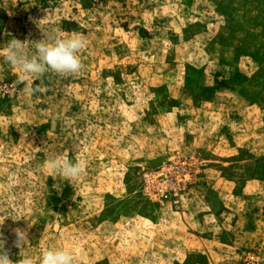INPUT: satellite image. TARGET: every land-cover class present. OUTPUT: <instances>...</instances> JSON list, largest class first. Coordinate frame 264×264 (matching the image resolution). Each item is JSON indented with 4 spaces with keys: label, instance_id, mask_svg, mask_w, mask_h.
Instances as JSON below:
<instances>
[{
    "label": "rangeland",
    "instance_id": "374dc122",
    "mask_svg": "<svg viewBox=\"0 0 264 264\" xmlns=\"http://www.w3.org/2000/svg\"><path fill=\"white\" fill-rule=\"evenodd\" d=\"M75 34L78 75L0 63L10 259L264 264V0H0V47Z\"/></svg>",
    "mask_w": 264,
    "mask_h": 264
},
{
    "label": "clouds",
    "instance_id": "9594fccd",
    "mask_svg": "<svg viewBox=\"0 0 264 264\" xmlns=\"http://www.w3.org/2000/svg\"><path fill=\"white\" fill-rule=\"evenodd\" d=\"M85 48V40L80 34L68 37H56L29 43L16 38L10 39L6 45L0 47V63L19 69L26 76L42 78L46 73L53 72L59 76L78 75L85 65L81 53ZM18 84L26 85L29 93L42 91L39 87H27V80L21 77ZM47 166L67 179L80 177L84 168L80 162L67 159H53ZM3 224V223H0ZM16 240L14 246L20 249L19 259H10L9 250L5 247V240L0 234V264H33L31 256L24 255L29 247L27 233L19 228L14 230ZM39 264H73V255L63 248H49L43 251Z\"/></svg>",
    "mask_w": 264,
    "mask_h": 264
}]
</instances>
